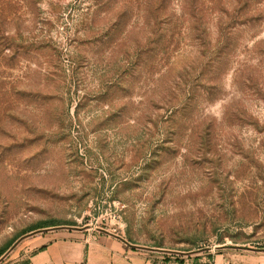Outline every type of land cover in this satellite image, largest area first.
<instances>
[{"label":"rangeland","instance_id":"rangeland-1","mask_svg":"<svg viewBox=\"0 0 264 264\" xmlns=\"http://www.w3.org/2000/svg\"><path fill=\"white\" fill-rule=\"evenodd\" d=\"M103 230L264 264V0H0V264Z\"/></svg>","mask_w":264,"mask_h":264},{"label":"crops","instance_id":"crops-1","mask_svg":"<svg viewBox=\"0 0 264 264\" xmlns=\"http://www.w3.org/2000/svg\"><path fill=\"white\" fill-rule=\"evenodd\" d=\"M29 246L31 252L20 258L28 264H167L159 256L150 255L146 246L114 233H44Z\"/></svg>","mask_w":264,"mask_h":264},{"label":"trees","instance_id":"trees-1","mask_svg":"<svg viewBox=\"0 0 264 264\" xmlns=\"http://www.w3.org/2000/svg\"><path fill=\"white\" fill-rule=\"evenodd\" d=\"M61 224H64V223L59 222V221L40 222L35 228L31 229L30 231L35 230V229H39V228H46V227H52V226H56V225H61ZM11 245L12 244L10 243L5 248L0 250V257L9 249V247ZM20 264H28V261H22ZM155 264H157V262Z\"/></svg>","mask_w":264,"mask_h":264},{"label":"built area","instance_id":"built-area-1","mask_svg":"<svg viewBox=\"0 0 264 264\" xmlns=\"http://www.w3.org/2000/svg\"><path fill=\"white\" fill-rule=\"evenodd\" d=\"M101 232H103V233H108V234H113V233H110V232H108V231H101ZM120 234H114V236H117V237H121V236H123V235H121V236H119Z\"/></svg>","mask_w":264,"mask_h":264}]
</instances>
